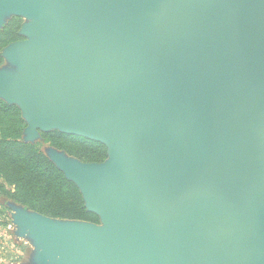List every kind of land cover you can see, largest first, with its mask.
I'll use <instances>...</instances> for the list:
<instances>
[{
	"label": "water",
	"instance_id": "obj_1",
	"mask_svg": "<svg viewBox=\"0 0 264 264\" xmlns=\"http://www.w3.org/2000/svg\"><path fill=\"white\" fill-rule=\"evenodd\" d=\"M10 11L36 21L3 54L27 74L0 73L25 135L108 149L50 158L101 224L21 219L44 261L264 264V0H0Z\"/></svg>",
	"mask_w": 264,
	"mask_h": 264
},
{
	"label": "trees",
	"instance_id": "obj_2",
	"mask_svg": "<svg viewBox=\"0 0 264 264\" xmlns=\"http://www.w3.org/2000/svg\"><path fill=\"white\" fill-rule=\"evenodd\" d=\"M22 22L14 17L0 29V68L4 51L23 40ZM27 128L21 109L0 99L1 195L51 219L100 225V217L88 209L76 183L37 146L23 140ZM40 134L46 144L81 163L102 164L108 159V149L100 142L57 130Z\"/></svg>",
	"mask_w": 264,
	"mask_h": 264
},
{
	"label": "rangeland",
	"instance_id": "obj_3",
	"mask_svg": "<svg viewBox=\"0 0 264 264\" xmlns=\"http://www.w3.org/2000/svg\"><path fill=\"white\" fill-rule=\"evenodd\" d=\"M14 17L20 16H16L11 11L3 14L0 19V29ZM20 18L23 22L19 33L23 40H26L27 38L21 34L22 30L35 25L36 21L27 17ZM0 73L10 75L16 81L27 74L7 55L4 65L0 68ZM23 140L37 146L41 152L56 162L61 159L71 160L67 154L46 144L40 133L32 135L28 132ZM0 216L2 217L0 223V264H57L56 262L43 260L44 245L38 241L34 233L26 230L20 221L35 216L32 211L25 210L21 205L8 200L0 193ZM60 224L66 229L73 227L71 223L66 221H62ZM104 226L102 224L100 227Z\"/></svg>",
	"mask_w": 264,
	"mask_h": 264
},
{
	"label": "built area",
	"instance_id": "obj_4",
	"mask_svg": "<svg viewBox=\"0 0 264 264\" xmlns=\"http://www.w3.org/2000/svg\"><path fill=\"white\" fill-rule=\"evenodd\" d=\"M1 219H2V217L0 216V223L2 222V220H1Z\"/></svg>",
	"mask_w": 264,
	"mask_h": 264
}]
</instances>
